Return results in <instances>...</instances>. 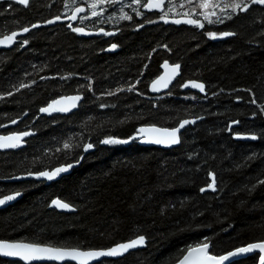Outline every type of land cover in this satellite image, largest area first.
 <instances>
[{
	"label": "trees",
	"instance_id": "obj_1",
	"mask_svg": "<svg viewBox=\"0 0 264 264\" xmlns=\"http://www.w3.org/2000/svg\"><path fill=\"white\" fill-rule=\"evenodd\" d=\"M199 3L168 1L169 17L198 22L176 27L147 11L146 0H0V37L39 25L0 50V136L28 133L0 152V198L20 196L0 210V240L99 250L146 239L144 249L99 264H175L198 243L220 256L264 241V6L241 14L225 7L233 0ZM163 62L179 65L180 77L151 96ZM185 81L201 82L206 95L182 91ZM71 95L81 97L72 113L42 114ZM188 119L200 120L177 148L132 140L140 128ZM88 145L93 151L68 175L18 181L77 163ZM212 180L215 191L201 193ZM54 200L75 212H57Z\"/></svg>",
	"mask_w": 264,
	"mask_h": 264
},
{
	"label": "snow or ice",
	"instance_id": "obj_2",
	"mask_svg": "<svg viewBox=\"0 0 264 264\" xmlns=\"http://www.w3.org/2000/svg\"><path fill=\"white\" fill-rule=\"evenodd\" d=\"M30 0H16V3L28 6ZM101 2H109V0H101ZM111 2H115V0H111ZM136 3H139L140 0H135ZM189 3H193L194 0H188ZM252 4H260L264 5V0H251ZM165 0H147V3L144 4L145 8H148L149 10L153 8H160L162 5H164ZM211 3V0H200V3L198 7L201 9H207ZM95 5H93L94 7ZM225 7H231L233 10L240 8L242 11L246 10L248 5H244L243 8H241V3L237 2V0H233V3L231 5H225ZM83 9L77 8L76 12H82ZM93 15H96L95 12H93ZM214 15V13H213ZM231 18V17H228ZM59 19V17H57ZM52 21H49L51 23ZM176 23H179L180 21H175ZM187 23L192 24H198L195 20H187ZM200 27H203V25H199ZM33 27H37V25H33ZM29 29L25 28L24 31L27 32ZM73 31H82V29L74 28ZM17 34L15 32L12 33L11 36H5L4 39L0 40V45L5 44L6 42H12L13 37H15ZM222 36H230L232 33L224 32L221 33ZM209 36L215 38V33H209ZM26 43V41H25ZM116 47L113 45V48ZM174 68H179V65L174 66ZM162 79V78H161ZM156 83L153 82V91L158 90L156 88ZM167 86V83L164 85ZM192 86L199 88L201 91L204 90L203 84H198L195 82H192ZM68 99H71L73 101L78 100L79 97H70ZM255 103V101H252ZM59 101H53V104H58ZM264 107V106H262ZM50 108H52V105L50 104L48 108H42L41 112H47ZM55 110V109H54ZM66 110V109H64ZM190 121H183L181 123V127L184 126V124L189 123ZM140 131H144V129H140ZM155 131H162L164 132L168 137H170L169 141L170 143H178V139L176 137V133L179 131V129H155ZM22 135H28V133H24ZM20 135H13L12 137L7 136H0V141H10L9 143H0V147H16L20 142ZM256 137L253 136L252 139H255ZM112 142H122V141H113V140H105L104 143H112ZM151 142L154 143H162L165 141H162L160 139H154ZM68 145L65 144V148H67ZM87 147H91V145H88ZM67 167H71V165H68ZM67 167H61L57 168L54 173L44 172L40 175L46 176L48 179H52L54 175L59 174L60 172L66 171ZM261 183H264V181H261ZM209 187H212V185H209ZM201 191H204V189H201ZM6 199L10 200L13 199V197L9 196L6 197ZM4 203L3 200H0V204ZM57 207L61 208H69L70 206L67 203H64L59 200H54L52 202ZM145 238L143 236L138 237L135 240H132L128 243H122L117 245L116 247H113L111 249H108L106 251H83L78 248H58L53 246H45L38 243H31V242H25V241H15V242H9V241H2L0 240V256L5 257H16L20 260L24 261L25 264H32V262H40V261H57L60 262V264H64L65 261L71 260L76 261L77 264H88V261L97 257H103V256H117L122 254V252H126L130 248H134L137 245H142L144 243ZM253 250H258L260 253L259 256V264H264V241L259 242H253L248 244L246 247H241L236 249L233 252H229L226 255H214L210 251V245L208 243H198L194 246H189L186 250V253L184 254L183 258L179 261V264H223L224 261L228 260L229 257L235 256L238 253H248L252 252Z\"/></svg>",
	"mask_w": 264,
	"mask_h": 264
},
{
	"label": "water",
	"instance_id": "obj_3",
	"mask_svg": "<svg viewBox=\"0 0 264 264\" xmlns=\"http://www.w3.org/2000/svg\"><path fill=\"white\" fill-rule=\"evenodd\" d=\"M13 1L16 3V0H13ZM165 2H166V0H165ZM16 4H18V3H16ZM18 5H21V4H18ZM246 5H248V7H247L246 10H243L242 11L240 9V12L242 14L246 13V11L249 10V8L251 6H253V7H263L264 6V5H260V4H252L251 0ZM21 6H24V5H21ZM147 10L150 11V12H157V13H160L161 14L163 12V5L160 8H153L151 10H149L147 8ZM187 20H191V19L185 18V17H181V18L172 20L171 23L174 24L176 27L183 26V25L184 26H187V27H190L192 23H187L186 22ZM175 21H180V22L179 23H176ZM37 28H39V25H37V27H33V26L28 27L29 30L27 32L24 31L25 28L24 29H21V30H18V31H14L17 35L15 37H13L12 42H10V43L9 42H6L5 44L0 45V50H10L12 47H14V45H16L18 43L19 39L25 37L32 30L37 29ZM12 33H9L8 35H5V36H11ZM5 36L0 37V40L4 39ZM114 49H115V47L113 48V45H112L111 47H109V49L107 51L109 53H112L114 51ZM174 66H176V65H171V64H169V62H163L160 65V67H159V70H160L159 75L148 86V93H149V95H151V96H160V95L166 94L168 92V90L170 89V87L180 77V73H181L180 72L181 71L180 70V66H179V68H174ZM154 81L157 82L156 83V88L158 90H156V91H153V82ZM192 82H195V83H198V84H202L201 82H198V81H186L182 85V87H181L182 91H188V92H192V93H197V94H199L201 96H205L206 95L205 87H204V90L201 91L199 88L193 87L192 86ZM165 83H167V86L166 87L164 86ZM70 97H77V95L60 97V98L56 99L55 101H59L60 103H58V104H53L52 103L51 110L54 111V112H56V113H60V114H70V113H72L80 105L81 97L78 96L79 99L78 100H75V101H73L71 99H68ZM64 109H66V110H64ZM43 113L44 112H42V114ZM199 120L200 119L183 120V121H190V122L187 123V124H184V126L181 127L180 125L183 122V121H181L177 125V127L172 128V129H179V131L176 133V137L178 139V143H170V142H167V141H169L170 137H168L162 131H155V129H161L162 130V129H165V128L153 127V126L152 127H143V128H140V129H144V131H140V129H139L138 130V136L134 137L132 140L135 141L136 144L138 146H140V147L156 148V149H161V150L174 149V148H177L180 145V135L183 133V131L185 129L189 128V127L194 126L196 123L199 122ZM168 130H171V129H168ZM12 136L13 135H8L7 137H12ZM20 137H21L20 138V142H19V144L16 147H12V148L0 147V152H9V151H11L13 149H16V148L20 147L21 144H22V142H23L24 136L20 135ZM234 138L235 139H238L240 141H246L248 139V137H246V136H235ZM154 139H160V140L165 141V142H162V143H154V142H151ZM9 142L10 141H0V143H9ZM92 151H93V147L92 146L91 147L85 146L84 149H83L82 156L79 158L78 162L77 163L70 164L71 167H67L68 165L67 166H62V167H67V170L66 171H63V172H60L57 175H54L52 179H54V178H56L58 176H66V175H68L73 169H75L76 167H78L79 163L82 161L83 156L87 155L88 153H90ZM58 168H61V167H58ZM56 169L50 171L49 173H54ZM40 174H37V175H29V176H26V177H22L18 181L35 180V181L40 182V181L49 180L46 176H43V175H40ZM210 185H212V187H209L208 186L207 188L204 189V191H201V193H204V192H214L215 191L214 190L215 189V184H214V181L213 180L211 181V184ZM9 196L13 197V199H10V200L6 199V197H9ZM19 197L20 196L18 194H11V195H7V196H4V197L0 198V200H3L4 201V203L0 204V210H4L7 207L13 205L16 201H18ZM51 206H52V208L54 210H56L59 213L71 214V213H74L75 212V210L72 207H69V208H61V207H57L53 203H51ZM137 238H135V239H137ZM135 239H132V240H135ZM132 240H129V241H126V242H122V243H128V242H130ZM9 242H11V241H9ZM122 243H119V244H122ZM119 244H116L114 246H111L110 248H107V249H99V250H95V251H101V250L106 251L108 249H111L113 247H116ZM246 246H244V247H246ZM145 247H146V239L144 240V243L142 245H137L134 248H130L126 252H122V254H120V255H117V256L97 257V258H94V259L89 260L88 261V264H99V263H101V262H103L105 260H118V259L123 258L124 256H126L127 254H129L131 252H135L137 250L144 249ZM235 250L236 249H234V250H232L230 252H233ZM83 251H93V250H83ZM226 254H223V255H226ZM253 255H257L258 256L256 264H259V256H260V253H259L258 250H253L252 252H248V253H238L235 256L229 257L228 260H226V261L223 262V264H232V263H234L236 261L245 259V258L250 257V256H253ZM183 256L180 258V260L183 258ZM0 259L7 260V261L20 262L22 264H25L24 261H22V260H20L19 258H16V257L0 256ZM179 261L176 262L175 264H179ZM32 264H60V262H57V261H40V262H32ZM64 264H77V262L76 261L68 260V261H65Z\"/></svg>",
	"mask_w": 264,
	"mask_h": 264
},
{
	"label": "flooded vegetation",
	"instance_id": "obj_4",
	"mask_svg": "<svg viewBox=\"0 0 264 264\" xmlns=\"http://www.w3.org/2000/svg\"><path fill=\"white\" fill-rule=\"evenodd\" d=\"M168 1H169V0H166L165 4L163 5V12H162L161 14H160V13H157V12H150V11H149V12H150V13H155V14L160 15V16L162 17V18L160 17L161 20H163V21H165V22H168L170 25H174V24L171 23V21H172V20H175V19H178V18H181V17L173 18V17H169V16H168L169 14L165 11V7H166V4L168 3ZM146 3H147V1H146ZM245 5H246V4H245ZM243 6H244V5H243ZM243 6H241V8H242ZM146 10H147V8H146ZM147 11H148V10H147ZM239 12H240V8H239ZM240 13H241V12H240ZM241 14H242V13H241ZM191 25H192V24H191ZM199 29L202 30L203 28H202V27H199ZM172 65H173V64H172ZM185 82H186V81H185ZM185 82H184V83H185ZM184 83H183V84H184ZM183 84H182V85H183ZM182 85H181V87H182ZM169 91H170V89L168 90V92H169ZM168 92H167V93H168ZM162 95H165V94H162ZM162 95H160V96H162Z\"/></svg>",
	"mask_w": 264,
	"mask_h": 264
},
{
	"label": "rangeland",
	"instance_id": "obj_5",
	"mask_svg": "<svg viewBox=\"0 0 264 264\" xmlns=\"http://www.w3.org/2000/svg\"><path fill=\"white\" fill-rule=\"evenodd\" d=\"M79 13H80V12H75V14H74L73 16H71V17L69 18V20L73 21V20L77 17V15H78ZM102 34H103V32H102Z\"/></svg>",
	"mask_w": 264,
	"mask_h": 264
}]
</instances>
